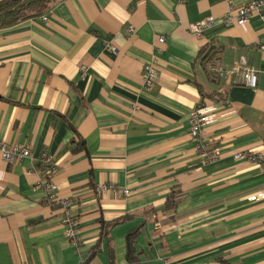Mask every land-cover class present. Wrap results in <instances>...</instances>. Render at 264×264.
I'll return each instance as SVG.
<instances>
[{
  "label": "crops",
  "instance_id": "crops-1",
  "mask_svg": "<svg viewBox=\"0 0 264 264\" xmlns=\"http://www.w3.org/2000/svg\"><path fill=\"white\" fill-rule=\"evenodd\" d=\"M249 1L232 0L234 12ZM227 10L226 0H56L0 28V141L31 149L0 158V264H264V175L233 157L264 150V11L238 26L222 21ZM208 17L201 37L189 31ZM202 51L225 71L245 56L256 87L212 79ZM201 105L217 115L202 129L214 162L189 134ZM41 153L72 202L77 246L38 187ZM99 184L114 187L95 194Z\"/></svg>",
  "mask_w": 264,
  "mask_h": 264
},
{
  "label": "built area",
  "instance_id": "built-area-1",
  "mask_svg": "<svg viewBox=\"0 0 264 264\" xmlns=\"http://www.w3.org/2000/svg\"><path fill=\"white\" fill-rule=\"evenodd\" d=\"M183 1V0H179ZM228 10L222 16V21L226 24L235 23L238 26L243 25L252 14H262L264 11V0H250L246 5L234 12L232 0H226ZM235 14V15H234ZM235 17V18H234ZM43 20L47 18L42 17ZM234 21V22H233ZM214 20L212 17L205 18L200 22L192 24L189 31L196 37H201L204 30L213 26ZM132 31V28L128 29ZM159 44L165 42L163 36L157 39ZM114 50V48H112ZM80 70L86 71L85 66H80ZM211 71L217 74L220 78L226 76L231 78L234 85L243 84L249 88H255L257 85V72L248 67V60L245 56L239 57L238 66L232 70H224L216 66L214 62L211 66ZM156 78L154 63L150 60L144 64L141 72V81L145 89H148L153 84ZM217 119V115L213 112L212 106L201 105L194 109L189 117V134L195 144V148L201 160L205 163L214 162L218 157V150L212 147L211 144L202 136V129L206 124H209ZM31 156V149L26 146H21L15 143H7L0 141V158L7 163L19 161L24 157ZM234 159L246 161L256 167L258 171L264 175V150H242L237 151L233 155ZM40 162L42 166L43 176L41 177L38 187L44 192V202L48 206L57 207L60 210V223L64 228V236L73 246L79 243V228L77 221L72 213V202L67 198H61L57 195L58 185L54 180L57 173V166L51 155L41 153ZM114 186L112 184H99L94 188L95 194H100ZM127 188H122L120 193L123 196L129 194ZM256 197L264 198V192L259 193ZM255 198V197H253Z\"/></svg>",
  "mask_w": 264,
  "mask_h": 264
},
{
  "label": "trees",
  "instance_id": "trees-1",
  "mask_svg": "<svg viewBox=\"0 0 264 264\" xmlns=\"http://www.w3.org/2000/svg\"><path fill=\"white\" fill-rule=\"evenodd\" d=\"M56 0H21V1H11V0H0V28L11 26L21 20L39 16L43 13H45L50 5L55 2ZM215 53H211L209 51H202L201 55L202 60H206L208 62V65L211 66L215 62L214 59L216 58L214 56ZM209 76L212 77V79L216 80L220 77L209 71ZM218 94H210L208 95V98L213 99L215 101H218V97H216ZM225 100V99H224ZM178 191L176 189H173L166 198V209L171 210L174 209L177 205V199H178ZM128 244H131V238H128ZM130 248H128V254H130ZM129 259V258H128Z\"/></svg>",
  "mask_w": 264,
  "mask_h": 264
},
{
  "label": "water",
  "instance_id": "water-1",
  "mask_svg": "<svg viewBox=\"0 0 264 264\" xmlns=\"http://www.w3.org/2000/svg\"><path fill=\"white\" fill-rule=\"evenodd\" d=\"M11 1H21V0H11Z\"/></svg>",
  "mask_w": 264,
  "mask_h": 264
}]
</instances>
